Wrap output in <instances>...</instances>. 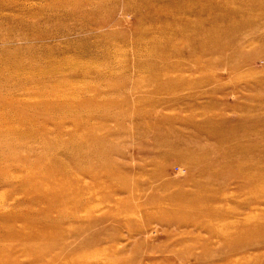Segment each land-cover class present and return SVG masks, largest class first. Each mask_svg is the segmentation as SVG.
I'll use <instances>...</instances> for the list:
<instances>
[{
  "label": "rangeland",
  "instance_id": "374dc122",
  "mask_svg": "<svg viewBox=\"0 0 264 264\" xmlns=\"http://www.w3.org/2000/svg\"><path fill=\"white\" fill-rule=\"evenodd\" d=\"M243 158L264 171V0H0V264H264V195L240 248L191 199L248 215Z\"/></svg>",
  "mask_w": 264,
  "mask_h": 264
},
{
  "label": "bare ground",
  "instance_id": "6f19581e",
  "mask_svg": "<svg viewBox=\"0 0 264 264\" xmlns=\"http://www.w3.org/2000/svg\"><path fill=\"white\" fill-rule=\"evenodd\" d=\"M177 5H180L179 3ZM181 6V5H180ZM183 9V6H181ZM194 27H197V33L191 38V42L196 43L198 46H207L210 45L213 49L218 47V41L215 36V33L208 29L207 27H204V23L201 20L194 21L193 24ZM219 27L222 28V26H217L215 30L219 33ZM171 42V41H170ZM169 42V44H170ZM174 42V41H172ZM171 42V44H172ZM174 44V43H173ZM175 45V44H174ZM170 46V45H169ZM225 132V130H224ZM239 138V137H238ZM225 139H222L220 141H224ZM239 143V142H238ZM244 148V147H243ZM259 161H253L252 159L243 158L241 161H237L236 163H231L230 166L234 169H238L240 173H243V176L245 177L243 181L241 182L243 185L249 188L251 192V202H248L246 205L251 207V212L248 215H244L241 212L236 211L234 213L235 221L228 218L220 219V214L227 213V211L223 207H217L213 204L212 198L206 194V196L201 195L202 191L198 190V193L200 195H195L192 198L194 204H196V207L199 214L205 215V212L207 215L205 220L209 223V225L212 224V222L215 221H225L222 223L223 227L227 229L234 230V233H237L239 237H241V241L235 244H228L226 247H234V248H240V247H249V246H258L259 243L262 241L263 237V212L258 213V210H261L259 208V205L263 204V195H264V171L261 169L263 167V163H258ZM217 172V171H215ZM194 180V178H191ZM197 184V183H196ZM196 194V193H195ZM228 196L226 194H221V197H218V200H225ZM214 206H213V205ZM254 204V205H252ZM257 204V205H256ZM252 205V206H250ZM233 211H230L229 213H232ZM211 227V226H210ZM254 229L257 231L255 238L250 237L246 234L248 229ZM252 229V230H253ZM258 237V238H257ZM108 249V248H107ZM70 260V259H69ZM65 261L63 264H71L73 262V259L71 261ZM75 260V259H74ZM77 261V259H76ZM79 261V260H78ZM76 264H79L78 262ZM249 264H251L249 262Z\"/></svg>",
  "mask_w": 264,
  "mask_h": 264
}]
</instances>
